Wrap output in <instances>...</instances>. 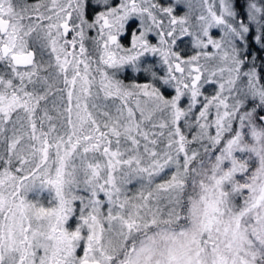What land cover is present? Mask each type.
<instances>
[{
	"label": "snow or ice",
	"instance_id": "obj_1",
	"mask_svg": "<svg viewBox=\"0 0 264 264\" xmlns=\"http://www.w3.org/2000/svg\"><path fill=\"white\" fill-rule=\"evenodd\" d=\"M0 264H264V0H0Z\"/></svg>",
	"mask_w": 264,
	"mask_h": 264
}]
</instances>
